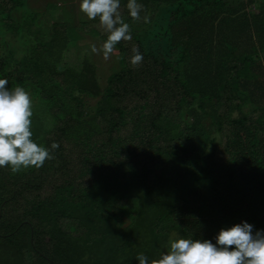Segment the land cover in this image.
I'll use <instances>...</instances> for the list:
<instances>
[{
  "label": "trees",
  "instance_id": "trees-1",
  "mask_svg": "<svg viewBox=\"0 0 264 264\" xmlns=\"http://www.w3.org/2000/svg\"><path fill=\"white\" fill-rule=\"evenodd\" d=\"M23 1L0 0V79L34 90L32 139L59 147L39 169L0 168V264H139L171 234L264 230V0H138L148 23L121 0L132 40L104 87L94 64L56 66L98 20L48 32L36 12L16 23Z\"/></svg>",
  "mask_w": 264,
  "mask_h": 264
},
{
  "label": "clouds",
  "instance_id": "clouds-1",
  "mask_svg": "<svg viewBox=\"0 0 264 264\" xmlns=\"http://www.w3.org/2000/svg\"><path fill=\"white\" fill-rule=\"evenodd\" d=\"M80 11L88 20H98V27L107 38L100 48L91 45V52L103 53L108 60L120 42H131V26L125 21L121 0H81ZM127 13L132 21H150L145 6L138 0H127ZM130 64L138 67L143 54L132 46ZM33 102L31 94L22 86L8 87L7 79H0V168L13 174L29 168H41L54 158L59 144L45 147L35 142L31 130ZM139 264H264V230L254 232L247 221L222 228L211 239L170 238L159 256L149 261L143 253L136 257Z\"/></svg>",
  "mask_w": 264,
  "mask_h": 264
},
{
  "label": "rangeland",
  "instance_id": "rangeland-1",
  "mask_svg": "<svg viewBox=\"0 0 264 264\" xmlns=\"http://www.w3.org/2000/svg\"><path fill=\"white\" fill-rule=\"evenodd\" d=\"M80 3L81 0H24L22 6H19L12 11V18L16 20V23H21L23 17L30 18L35 14L34 12H36L38 22H40V24H43V28H45L48 32L50 31V24H52L54 21H68L78 26L81 20L85 18L87 19V17L80 11ZM258 9L259 6L254 7V5H250L247 7L246 11L258 12ZM235 15H238V13H235L233 16ZM144 26L146 27L147 25L145 24ZM97 28H99L98 25ZM103 35L106 34L102 30L99 34H91V32H89L83 36L84 38L74 40L75 42L71 41L72 43L68 44V49L64 52L63 57L56 65L58 70H65L66 68L81 70L84 63L87 61L89 64L91 63L95 65L99 84L104 87L106 85L108 75L112 72L118 71L121 68V64L119 56L120 50L116 46L113 54H111L108 60H105L103 58L102 52H100L99 54L91 52V45L95 44L97 48L101 47V45L105 41ZM252 37L253 41L257 40V36L253 32ZM214 44L215 43L213 42V45ZM215 49L216 48H214V50ZM29 90V93L32 96L34 90L32 88H29ZM95 101L96 99H91L92 103H95ZM237 115V112H233L232 114V116ZM187 119L188 121H191V118L188 117ZM202 122L207 128L212 129V125L210 124L209 119H203ZM125 127L126 128H123V130L121 131L122 135L127 134L130 131L128 126ZM102 137L110 140L107 134L102 135ZM65 154L69 155L68 152H66ZM108 155L116 161L122 158L128 159V154L124 153H120L119 155ZM175 237V234H171L169 239Z\"/></svg>",
  "mask_w": 264,
  "mask_h": 264
}]
</instances>
